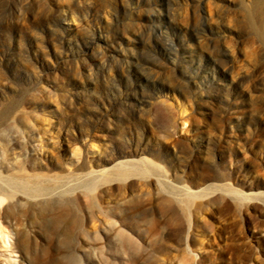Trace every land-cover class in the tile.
Here are the masks:
<instances>
[{
    "label": "rangeland",
    "instance_id": "obj_1",
    "mask_svg": "<svg viewBox=\"0 0 264 264\" xmlns=\"http://www.w3.org/2000/svg\"><path fill=\"white\" fill-rule=\"evenodd\" d=\"M263 70L264 0H0V264H264Z\"/></svg>",
    "mask_w": 264,
    "mask_h": 264
},
{
    "label": "bare ground",
    "instance_id": "obj_2",
    "mask_svg": "<svg viewBox=\"0 0 264 264\" xmlns=\"http://www.w3.org/2000/svg\"><path fill=\"white\" fill-rule=\"evenodd\" d=\"M257 79L258 80H264V70L259 75V77H257ZM141 166L146 167V168L149 167L148 164H146L144 162H141V163L139 162L138 164H129V165L122 166V167H124V170H126V172H130V173L135 174V173H138L140 171ZM100 178H102V180L105 184L106 183L105 181L109 182L110 177L108 175H106V174L104 175V173H102L100 175ZM96 180L97 179H95V178L90 180V182L87 183L83 187L84 191L85 192L94 191L95 188L97 187V185L99 184V181L97 182ZM4 184L6 185V187L8 189L12 190L13 192L20 193V195H18V197H17L20 201H24V202H28V203H35L34 206H37L38 208H40V210L43 209V211H45L46 213H48V208H54L56 206L52 203L46 202V201L52 200L54 198L53 196L48 195L46 190L40 191L39 188H36V189L28 188L27 183L24 181L18 182V181H14V180H8ZM0 194H2V195L4 194L3 189H0ZM171 195H174V194L171 193ZM192 195L193 196L189 197V198H195L196 194H192ZM62 197H63V195H59L58 198H62ZM159 197L161 200L164 201L163 203H165V199L167 198L165 195V192L161 193L159 195ZM19 200L16 202V204L14 206L10 205V207L6 209L5 216L14 219V217H16L14 209H17V211H19V214H21L23 211H25V210L21 211V209H20L21 202ZM174 203H175L174 201H171L170 205L173 206ZM57 207H58V209L60 208V210H61L63 206L58 205ZM28 210H31L33 212L32 207H30ZM34 210H36V209H34ZM116 233H117V238L115 240L116 241V247L121 246V247L131 248L130 241L121 235L122 232L116 231ZM2 237H3V232L0 231V239ZM65 240L69 241L68 238H66ZM18 244H19L20 249H22V251H24V252L29 251V245H30L29 240L27 238H25L21 233L18 234ZM66 244H68V242H66ZM59 262L62 264H76L75 260L70 259L69 261H66V258L64 260L59 261ZM59 262H58V264H59Z\"/></svg>",
    "mask_w": 264,
    "mask_h": 264
}]
</instances>
